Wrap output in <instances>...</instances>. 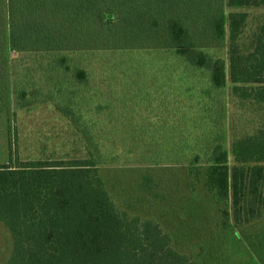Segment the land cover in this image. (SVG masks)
I'll list each match as a JSON object with an SVG mask.
<instances>
[{"label": "rangeland", "instance_id": "1", "mask_svg": "<svg viewBox=\"0 0 264 264\" xmlns=\"http://www.w3.org/2000/svg\"><path fill=\"white\" fill-rule=\"evenodd\" d=\"M16 1L21 11L29 5ZM55 1L43 0L36 13L30 5L29 18L35 29L53 31L50 45L61 49L41 51L48 46L36 35L32 51H0V164L82 160L93 152L117 209L158 223L174 249L200 264H264V216L244 230L224 228L221 206L204 187L203 175L192 188L187 174L191 156L200 153L204 165V153L217 136L224 134L229 148L235 138L264 128V104L232 96L230 88L213 89L207 71L190 67L166 48L162 29L157 44L153 32L149 41H141L123 36L115 21L100 23L98 14L109 6L115 16H127L118 11L121 0H96L95 8L81 9L71 25L70 14L81 0H60L73 8L62 11L59 4L48 13L46 6ZM199 1L193 0V10ZM201 9L198 28H191L194 38L213 57L228 58V42L216 46ZM232 10L248 14L242 41H250L264 23V5ZM8 11L7 0H0V38L2 28L8 30ZM58 52L72 58V69L87 71V84L75 85L73 72L57 70L48 55ZM61 82L62 96L43 95H56ZM22 89L30 106L16 109V90ZM56 102L68 105L71 117ZM12 249L11 233L0 222V264Z\"/></svg>", "mask_w": 264, "mask_h": 264}, {"label": "trees", "instance_id": "2", "mask_svg": "<svg viewBox=\"0 0 264 264\" xmlns=\"http://www.w3.org/2000/svg\"><path fill=\"white\" fill-rule=\"evenodd\" d=\"M28 1L21 11L18 1L7 0L8 30L2 28L0 51L8 47L17 52L32 51L35 46L30 44L36 35L39 43L48 46L41 51H58L60 46L50 45L55 41L53 31L35 29L29 18V6L34 4L36 13L43 0H33V4ZM121 2L118 11L128 17L115 16L109 6L98 14L100 23L116 22L123 36L133 35L141 41L151 39L153 32L157 44L163 30L166 48L190 67L207 71L213 89L230 88L232 96L264 104V23L250 41L243 42L248 14L232 10L259 7L264 0H201L195 10L193 0ZM95 3L96 0H81L70 14L68 25L78 20L81 9L93 10ZM59 4L62 11L73 8L70 2L57 0L46 6L47 12L55 13ZM200 8L206 12L208 30L216 46L228 42V58L213 57L194 38L191 28L201 18ZM183 11L188 13L181 15ZM48 57L57 70L73 72V84L89 82L84 68H71L70 56L58 52ZM56 91V95L53 91L43 95L62 96L66 93L63 82ZM16 92V109L30 106L26 90ZM55 106L71 117L68 105L61 107L56 102ZM224 137L217 136L214 146L205 151L204 165L200 164L202 155L194 153L187 174L192 177V188L203 175L204 187L221 206L224 228L234 225L244 230L264 216V128L235 138L229 148L222 142ZM92 155L90 152L89 158L72 161L0 164V222L13 239L12 255L5 264H200L174 249L171 237L158 223L117 209L98 174L99 162Z\"/></svg>", "mask_w": 264, "mask_h": 264}]
</instances>
